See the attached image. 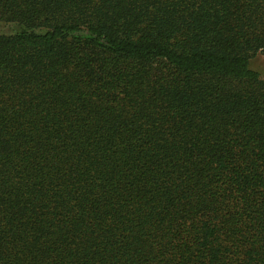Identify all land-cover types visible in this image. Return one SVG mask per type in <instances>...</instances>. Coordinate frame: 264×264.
Masks as SVG:
<instances>
[{
  "label": "trees",
  "instance_id": "obj_1",
  "mask_svg": "<svg viewBox=\"0 0 264 264\" xmlns=\"http://www.w3.org/2000/svg\"><path fill=\"white\" fill-rule=\"evenodd\" d=\"M264 0H0V264H264Z\"/></svg>",
  "mask_w": 264,
  "mask_h": 264
},
{
  "label": "rangeland",
  "instance_id": "obj_2",
  "mask_svg": "<svg viewBox=\"0 0 264 264\" xmlns=\"http://www.w3.org/2000/svg\"><path fill=\"white\" fill-rule=\"evenodd\" d=\"M252 69L259 73L261 78H264V59L261 55H257L251 61Z\"/></svg>",
  "mask_w": 264,
  "mask_h": 264
}]
</instances>
